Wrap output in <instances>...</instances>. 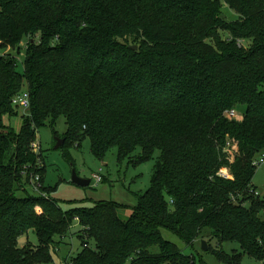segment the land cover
I'll list each match as a JSON object with an SVG mask.
<instances>
[{
	"label": "trees",
	"instance_id": "1",
	"mask_svg": "<svg viewBox=\"0 0 264 264\" xmlns=\"http://www.w3.org/2000/svg\"><path fill=\"white\" fill-rule=\"evenodd\" d=\"M23 44L22 71L0 56L2 120L18 111L15 96L30 95L20 132L0 123V264H53L56 239L76 222L72 264H197L163 230L188 246L208 231L243 251L203 239L220 262L264 264V200L253 184L264 152V0H0V50L20 54ZM62 117L68 162L85 139L98 160L117 149L119 163L138 166L160 152L128 220L116 203L65 212L57 188L28 193L42 172L37 132L49 125L57 136ZM222 169L233 179L219 178ZM29 232L36 250L19 245Z\"/></svg>",
	"mask_w": 264,
	"mask_h": 264
},
{
	"label": "rangeland",
	"instance_id": "2",
	"mask_svg": "<svg viewBox=\"0 0 264 264\" xmlns=\"http://www.w3.org/2000/svg\"><path fill=\"white\" fill-rule=\"evenodd\" d=\"M223 12L230 21L237 18L236 14L229 9L227 5H223ZM224 38H229L227 33H223ZM244 45L249 46L250 42H243ZM22 52L20 54L17 51L12 50L10 47L0 50V56L8 57L14 56L18 61V70H23V59L25 57V45H22ZM24 91L25 88L23 89ZM238 113L245 112L246 107L242 106L238 108ZM241 114V115H242ZM27 114L22 111L13 110L12 116L8 115L0 116V123L2 122L7 130L12 132H20L23 124V118ZM233 120V118H229ZM241 120L240 118H237ZM55 130L58 135L55 136L51 126L41 128L36 135L34 144H39L38 148H34L36 154L39 155V167L42 170L37 175L39 182L35 180L39 187L34 186L33 182L27 187V191L30 195H38L43 186L46 188H57L55 194L51 197L56 200L63 209L67 212L73 208H91L95 204L100 203H116L123 206L119 211L120 217L126 221L128 220L134 208L138 205V197L140 194L145 193L151 185V179L153 175V168L156 160L160 157V152L157 151L154 155V159L150 162L134 166L125 161L119 163L117 159V149H112L103 160H98L91 152V143L89 139L83 140L79 145H73L70 150L73 158V163L68 162L63 156L61 147L56 150L55 147L58 143V139L63 140L66 132L68 131V125L65 118H60L57 121ZM228 146V145H227ZM63 147V146H62ZM140 155V150L137 151L136 156ZM264 158V152L259 156L260 160ZM74 166H73V165ZM76 172L81 179L90 180L91 184L87 187L75 185L72 182V175ZM95 175L103 176V183H96L94 179ZM107 180V182H105ZM253 184L256 186L258 193L254 195L255 198L259 197L264 200V164L258 167L256 175L253 180ZM18 197L24 195V193H18ZM261 219L264 221V212L261 214ZM81 227L79 223H74L72 229L68 233L66 238L56 239L58 253L53 254V264H69L71 262L70 257H74L81 250V242L79 234ZM162 236L165 240L175 244L183 251L187 256H195L197 264H224L218 260V258L211 252H205L203 250V242L209 241L212 249H220L229 255L243 254L241 246L237 242H224L219 247V243L216 239L209 237L207 231L203 239H198L193 246L186 245L177 235L168 230L162 231ZM207 243V242H206ZM19 245L23 248L37 249L38 240L33 232L23 235L19 239ZM66 260V261H65ZM242 264H259L247 255H243Z\"/></svg>",
	"mask_w": 264,
	"mask_h": 264
},
{
	"label": "built area",
	"instance_id": "3",
	"mask_svg": "<svg viewBox=\"0 0 264 264\" xmlns=\"http://www.w3.org/2000/svg\"><path fill=\"white\" fill-rule=\"evenodd\" d=\"M240 45H242V42H239ZM13 106L17 109L22 111L23 113L27 114L29 113L30 110V95L27 91L22 92L21 94L15 96L12 100ZM227 117L229 118H233V119H237L238 115L236 113V111H230L226 113ZM39 144H34L33 146L35 148H38ZM264 164V158H261L260 160H257L255 162V166L258 168L261 165ZM217 176L223 180H232V175L231 173L226 170V169H222L220 170V172L217 174ZM94 179L96 180V183L100 184L102 182V176L101 175H95ZM35 180H37V182H39V178H36ZM34 186L36 184V182H33ZM37 187H39V184H36ZM40 194V193H39ZM257 194V193H256ZM258 195V194H257ZM69 264H72V262H70Z\"/></svg>",
	"mask_w": 264,
	"mask_h": 264
},
{
	"label": "water",
	"instance_id": "4",
	"mask_svg": "<svg viewBox=\"0 0 264 264\" xmlns=\"http://www.w3.org/2000/svg\"><path fill=\"white\" fill-rule=\"evenodd\" d=\"M133 49L136 50L137 47H134ZM64 142H65L64 140L58 139V143H57L55 149L58 150L64 144ZM72 182L75 185L82 186V187H87V186H89L91 184L90 180L81 179L76 172H74L73 175H72ZM202 248H203V250L205 252L208 251V246H207L206 242H203V247Z\"/></svg>",
	"mask_w": 264,
	"mask_h": 264
},
{
	"label": "crops",
	"instance_id": "5",
	"mask_svg": "<svg viewBox=\"0 0 264 264\" xmlns=\"http://www.w3.org/2000/svg\"><path fill=\"white\" fill-rule=\"evenodd\" d=\"M255 186V185H254ZM256 187V186H255ZM257 189V188H256ZM258 191V190H257ZM258 194V193H257ZM66 261V260H65Z\"/></svg>",
	"mask_w": 264,
	"mask_h": 264
}]
</instances>
